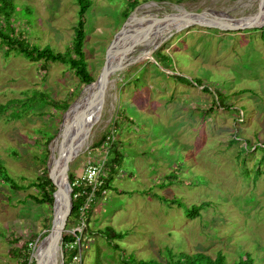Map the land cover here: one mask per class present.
Returning a JSON list of instances; mask_svg holds the SVG:
<instances>
[{
  "label": "rangeland",
  "instance_id": "1",
  "mask_svg": "<svg viewBox=\"0 0 264 264\" xmlns=\"http://www.w3.org/2000/svg\"><path fill=\"white\" fill-rule=\"evenodd\" d=\"M24 1L36 13L34 23L11 20L21 23L29 45L68 49L78 24L75 0ZM91 3L84 52L94 80L115 35L132 26L123 32L127 41L114 46V55L130 62L118 63L105 94L91 95L73 118L71 132L75 125L87 144L69 161L68 172L81 176L85 164L104 153L114 171L88 225L71 223L81 214L67 218L50 264L64 263L63 235L77 228L80 253L68 264H159L170 250L213 257L221 252L224 264L249 252L253 263H264V22L228 30L192 24L148 49L153 36L182 15L208 12L224 22L251 24L264 19V0H138L127 17L126 0ZM153 22L156 34L146 38L150 32L142 27ZM40 63L7 53L0 43V103L27 99L35 88L59 104L18 107V116L8 107L0 113V164L25 186L11 189L0 173V264H38L33 252L50 230L53 203L31 197L42 198L33 181L50 170L68 108L90 84L59 61L45 69ZM258 168L263 176L254 181ZM201 201L210 205L187 216L185 208Z\"/></svg>",
  "mask_w": 264,
  "mask_h": 264
},
{
  "label": "trees",
  "instance_id": "2",
  "mask_svg": "<svg viewBox=\"0 0 264 264\" xmlns=\"http://www.w3.org/2000/svg\"><path fill=\"white\" fill-rule=\"evenodd\" d=\"M19 2V3H17ZM77 6H78V24L74 25V33L71 39V45L68 49L65 51H56L52 49L49 45H44L43 47H39L38 43H32L29 45L26 39L23 37V31L18 30V25L21 23H17L15 25L12 24V16L14 17L13 21H16L18 19L24 20L27 25H30V21L34 23L36 13H34V9L30 7L29 4H26L24 0H0V43L2 45L6 46L7 53L10 50H13V52L20 54L21 56H24L26 58H34L37 61H40L41 65L44 69L49 64V62H56L59 61L63 63L64 65H67L69 70L73 72L75 76H77L81 82L85 84H89L94 80L93 75L90 73L89 68L87 67V61L85 58V52H84V39L86 34L85 29V23H86V12L89 10L90 6L92 5V0H75ZM127 4L123 8L122 15L127 17L129 13L134 9V7L137 5L138 0H126ZM16 27V30H15ZM264 26L260 29V33L263 36ZM160 50V49H159ZM158 51V50H157ZM31 94L30 96H27V99L22 100L16 99V98H10L5 103H0V113L5 110V108H10V114L11 116H18V107H22L26 105H29L30 108L34 106H44L47 103H51L52 105H59L49 94L47 90H40L39 97L37 96H31L32 93L36 94L35 88H31ZM35 90V91H34ZM219 93V92H218ZM216 92V94L218 95ZM67 103H63V107H67ZM240 110L238 114L240 115ZM119 113L116 114V118ZM118 119V118H117ZM111 127L109 128V130ZM113 132V131H112ZM46 135L47 132H44ZM112 136V144L116 143L115 134H111ZM45 149L46 145L44 144ZM93 146H99V141L93 143ZM113 146V145H112ZM101 150L103 148L101 147ZM115 152L116 155H119V153L115 150L112 151V153ZM41 163L46 162V153L42 154ZM120 156H116L115 160L116 162L119 161ZM110 157L106 159V166L107 171L109 173L106 175V177H103L102 184L98 187L97 195L92 202V205L86 210V217H89V214L91 213L93 203L95 202L96 198L101 196L100 192L104 190L105 188L109 187L108 180L111 176V173L114 171L113 167L111 166ZM263 164V163H261ZM7 168L2 166L0 164V173L4 174L3 180H10L7 182L10 183L11 189L13 190H19L21 188H24L25 186L19 185L15 183L13 178L9 176L7 173ZM261 168H258L257 175L253 179L254 181L258 180L261 176ZM75 173L69 172V181L72 185V209L71 212L68 215L67 221H72L71 218L78 217L79 215V207L83 203L84 200V193L83 190H89V187H80L77 185H73L74 179H75ZM7 178V179H6ZM264 178V176H263ZM34 185L38 187V193L42 195V198H38L35 195H31L32 198L38 200L39 202H48L51 204L53 202V191L55 189V186L52 182V180L49 177V172L47 168L44 169L43 173L39 178H36V181H33ZM77 196H74L76 195ZM210 205L209 201H201L199 204L192 203L188 209L186 210V215L192 217H195L200 210L207 208ZM181 206V204L178 205V207ZM87 219V218H86ZM79 220L77 218L76 222L71 223H77ZM216 221V220H214ZM86 223L88 225V219L86 220ZM119 236V235H118ZM75 236L73 234H64L63 235V256H64V263L68 264L71 257L74 255L75 252H77V246L75 248H67L65 245L68 241H74ZM28 254H26L27 257ZM242 257L238 260H234V264H256L253 263L254 258L249 252H244ZM169 259H164L159 264H224L225 263V256L223 253L218 252L217 255L213 257L212 254H208L203 251H180L178 253H173L171 250L169 251ZM24 261L23 263H25ZM262 263V262H261ZM138 264H155L152 262H145L140 261ZM264 264V263H262Z\"/></svg>",
  "mask_w": 264,
  "mask_h": 264
},
{
  "label": "bare ground",
  "instance_id": "3",
  "mask_svg": "<svg viewBox=\"0 0 264 264\" xmlns=\"http://www.w3.org/2000/svg\"><path fill=\"white\" fill-rule=\"evenodd\" d=\"M188 16H190V14L187 16L182 15V16H180V18H177V19L171 21L167 26H165L159 32L158 37L153 36V39L151 40L148 49H153L156 45H158L165 38L169 37L172 33L185 28L184 26L186 24V21H183V20L188 18ZM222 22L227 23V24H238L239 23V22L238 23L232 22L231 20L230 21L227 20L226 22L222 21ZM263 22H264V19H261L258 21L256 20L255 22H253L251 24H244V25H249V26L259 25L260 26V24H262ZM155 26H157V24H155V22H153V23L146 24L142 27V30H146V28H147L146 31L150 32V35L148 34V36L146 38L156 34V33H154L155 32L154 31ZM132 28H133L132 26H129V27H127V29L124 28V30H122V31L131 30ZM152 33H154V34H152ZM123 37H126L125 34L118 36L117 39L115 40V44L113 46H111V48H110V56L111 57H110V60L108 61L107 65H106V67L104 68L101 76H99V78L95 82H93L92 84L90 83L89 86H87L83 90L80 97L72 104V107L70 108V110L67 114V117L65 118L64 123L61 126V131L55 140L53 150L56 152H55V154L52 155L51 167L54 166L55 169L61 170L62 164H61V158L59 157L60 153L62 152L64 157H70L71 155L75 156L77 154V152L80 151L82 146L84 144H87L86 143L87 142V136L84 137L82 140H80L81 139L80 132L79 131L77 132V128L75 127V125L73 126L72 132H71L70 124L74 123V119L77 116H79L81 112H83L87 102L89 101V97H91V95H97V97L100 96V98H101L105 94L107 85L110 82H112L113 77L115 75H117L116 68H115L116 65L118 63L122 62L118 67V68H120L125 63L130 62V60L125 59L123 56H121V54L117 55V53H116V55H114V53H115L114 52V46L118 48L122 43L127 41V40L123 41L122 40ZM152 43H154V44L152 45ZM151 45H152V47H150ZM147 52H149V51H147ZM100 98H99V100H100ZM102 99H101V101H102ZM94 107H95V105H94ZM76 124H77V122H76ZM69 128H70L71 133L70 132L65 133V131L68 130ZM78 134H79V139L76 140ZM57 179H59V175H58ZM60 212H61V201H60V196H57L55 199V202H54L55 216H59ZM60 227H61V224L56 223L54 228L52 229L51 237H48V236L44 237V239L40 242V244L36 247V249H34L33 255L37 259L38 264H50L51 258L56 255L55 253H58L57 251L60 247V245H59L60 244V236H59Z\"/></svg>",
  "mask_w": 264,
  "mask_h": 264
},
{
  "label": "water",
  "instance_id": "4",
  "mask_svg": "<svg viewBox=\"0 0 264 264\" xmlns=\"http://www.w3.org/2000/svg\"><path fill=\"white\" fill-rule=\"evenodd\" d=\"M248 19L250 20V18H248ZM183 21H186V24L184 27L190 26L192 24H198V25L207 26V27H216V28H220L223 30L236 29V28H240V27H244V26L245 27H251L249 25H244L245 22L238 23V24L223 23L222 20H219V19H216L213 17H209L208 12H203L200 14L190 13V16H188V18H186ZM123 32L124 31L121 30L115 35V38L112 40L111 44L109 45V47L107 49V57L104 61L103 67H102L100 73L98 74L97 78L95 80H93L92 82L96 81L99 78V76H101L104 68L106 67V65H107V63L111 57L110 54L108 53V51L111 48V46H113L115 44L116 37L124 34ZM71 107H72V105H70L68 109L70 110ZM73 156L74 155H71L70 157H64V155L61 152L59 155V157L61 158V164H62L61 170H57L53 166L48 171L49 177L52 180V182L55 186V189L53 191V202H52L53 203V219H52L50 230L44 237H46V236L51 237L52 229L54 228L55 224L60 223L61 227L59 230V236H60V241H61L62 231H63L64 226L66 224V220L68 218V215L72 209V195H71L72 186H71V183L69 181V172H68L69 166H68V164H69V161L73 158ZM58 175H59V179H57ZM57 196H60V201H61V212L59 213V216H55V213H54V202H55V199ZM43 238L41 240H43ZM39 244H40V242H39ZM35 260H36V258H35ZM61 264H62V261H61Z\"/></svg>",
  "mask_w": 264,
  "mask_h": 264
},
{
  "label": "built area",
  "instance_id": "5",
  "mask_svg": "<svg viewBox=\"0 0 264 264\" xmlns=\"http://www.w3.org/2000/svg\"><path fill=\"white\" fill-rule=\"evenodd\" d=\"M106 154L107 153L99 155V159L97 161H90L86 163L83 169V174L81 176H76L74 179L73 185L89 187V190H83L85 197L83 203L79 207V215L81 214V216L78 218L79 221L77 222V225H82L81 228H83L85 225L86 210L92 205V202L97 195L98 187L103 182L102 178L107 173L105 163L108 156ZM74 196H77V194ZM81 228H77L75 232H70L75 236V241L68 243L69 248H74L77 246V250H79L78 253H80V246L78 244L81 240V238H78V234L80 233ZM77 256L78 255L76 252V254L73 255V259H76Z\"/></svg>",
  "mask_w": 264,
  "mask_h": 264
},
{
  "label": "clouds",
  "instance_id": "6",
  "mask_svg": "<svg viewBox=\"0 0 264 264\" xmlns=\"http://www.w3.org/2000/svg\"><path fill=\"white\" fill-rule=\"evenodd\" d=\"M106 168H107V166H106ZM107 172H109V171H107ZM107 174H108V173H106V175H107ZM106 175H105L104 177H106ZM75 177H76V176H75ZM102 179H103V178H102ZM71 186H72V185H71ZM103 193H104V190H102V191L100 192V195L102 196ZM93 204H94V203H93ZM86 220H87V219H86ZM76 224H77V223H76ZM86 225H87V223H86ZM76 233H77V232H76ZM69 234H72V233H69ZM74 241H75V240H74ZM69 242H73V241H68V242L66 243L65 246H66L67 248H69V247H68V243H69ZM74 248H75V247H74ZM74 254H76V252H75ZM72 257H73V256H72ZM72 257H71V259H72Z\"/></svg>",
  "mask_w": 264,
  "mask_h": 264
}]
</instances>
